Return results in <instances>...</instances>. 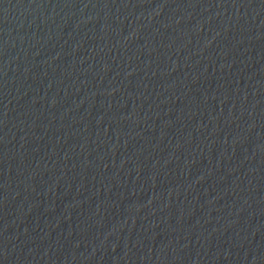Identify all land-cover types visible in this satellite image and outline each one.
I'll use <instances>...</instances> for the list:
<instances>
[{
    "label": "water",
    "instance_id": "water-1",
    "mask_svg": "<svg viewBox=\"0 0 264 264\" xmlns=\"http://www.w3.org/2000/svg\"><path fill=\"white\" fill-rule=\"evenodd\" d=\"M0 264H264V0H0Z\"/></svg>",
    "mask_w": 264,
    "mask_h": 264
}]
</instances>
